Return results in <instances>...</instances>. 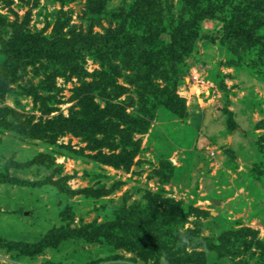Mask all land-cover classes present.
<instances>
[{"label":"rangeland","instance_id":"obj_1","mask_svg":"<svg viewBox=\"0 0 264 264\" xmlns=\"http://www.w3.org/2000/svg\"><path fill=\"white\" fill-rule=\"evenodd\" d=\"M0 264H264V0H0Z\"/></svg>","mask_w":264,"mask_h":264},{"label":"trees","instance_id":"obj_2","mask_svg":"<svg viewBox=\"0 0 264 264\" xmlns=\"http://www.w3.org/2000/svg\"><path fill=\"white\" fill-rule=\"evenodd\" d=\"M158 20L161 21V18H158ZM123 27H125V24H124ZM232 32H233L234 35L246 34L245 29H243L242 27L236 28L235 31H232ZM170 36H171V40H172V43H171L172 45H176L175 43H177V42H178V45H181L182 40L184 38H186V43L184 42V45H182L183 46L182 48H184L186 52H187V50H191L192 51L193 45L191 43H188V38H189L188 31L186 32L184 29H180L178 27V28L174 29V31L170 32ZM137 38L138 37H136V39H131L125 33H122L121 35H118V37L117 36H112L110 38V44H111V46H117V47H124V46H127V45L131 46V45H133L135 43H143V42L145 44H148L147 39H144V38L142 39V37H140L139 39H137ZM77 51H78V49H77ZM57 54H58L57 57H59V59H60V57L62 58L63 56H65V57L67 56L66 52L62 51V49H61V51H58ZM229 123H230V120H229ZM99 232L100 231H97V233H99ZM110 232L114 233L115 231H105V233H110ZM97 233L93 231V232H89L88 235L90 237H92V238H95ZM143 239L148 241V242H150V243L151 242L152 243L156 242L155 239L151 235H148V233L146 235H144Z\"/></svg>","mask_w":264,"mask_h":264}]
</instances>
